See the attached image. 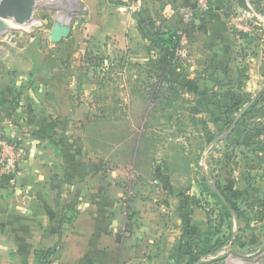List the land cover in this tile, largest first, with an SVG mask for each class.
<instances>
[{
  "label": "rangeland",
  "instance_id": "374dc122",
  "mask_svg": "<svg viewBox=\"0 0 264 264\" xmlns=\"http://www.w3.org/2000/svg\"><path fill=\"white\" fill-rule=\"evenodd\" d=\"M120 1L59 0L57 5L66 6L69 11L38 8L36 19L43 25L35 32L0 33V83L8 85L17 94L18 89L30 90L35 94L38 88L37 73L46 76L50 73L54 75L53 78L62 73L64 84L71 86L74 104L86 103L88 106L86 116L89 125L79 141L82 154L90 159L96 169L101 170L102 181L122 191L121 202L126 219L130 221H126L127 227L130 223L131 232L142 235L144 228L137 224L140 212L143 222L154 224L148 234L166 239L156 264L185 263V258L175 255L183 237L179 213L183 208L194 209L192 203L195 199L206 209H196L195 214L193 211L191 227L187 231L204 239L209 229V215L212 231L215 232L213 241L217 238L224 241L222 247L196 264H264V220L259 221L255 214L257 208H244L246 203L241 199H251L248 193L241 192L239 204L235 202L237 213H246L242 225L238 226L235 219L229 220L224 214L221 203L214 195V188L208 190L209 186L219 185L226 201H230L231 198L235 200L231 195L234 189L242 190L243 185L248 188L255 186L261 192L264 189V185L257 184L264 180V168L258 161L242 169L243 162L235 158L234 168L236 173L239 172L235 178L243 179L246 174L249 176L244 178L245 184L236 182L238 178L232 179L233 169L226 168L222 157L230 148L229 143L215 141L217 137L224 139L227 136L230 125L219 128L223 124L219 118L223 115L220 109L216 108L219 112L214 110V113L212 108L197 105V101L203 98L197 91L199 81L192 69L195 53L188 51L190 48H186V41L189 43L193 38L189 30L193 29L192 22L207 19V13L212 15L211 0L207 1L208 8L203 11L197 7L195 0H134L133 4L119 9ZM246 1L248 6L241 7L245 14L230 18L231 25L251 22L256 16L254 13L260 15L258 10L263 11L264 1L259 4V9L254 5V0ZM97 11L118 13V17H123L125 22L136 11H146L156 18L158 24L172 30H177L171 20L175 15L187 24L188 30L186 25L178 29L184 39L179 53L182 66L172 70L173 78L181 82L176 87L177 92L151 87L155 80L148 75L150 68L145 59L146 47L149 46L147 40L135 38L132 47L120 49L114 36L97 38L95 29L98 26L94 27L92 33L88 32L86 27L98 18L95 16ZM113 17L109 21L112 24L116 22ZM240 17L245 18L244 21H239ZM261 17L264 25V16ZM56 20L70 24L71 33L60 42L53 43L50 31ZM257 31L260 35L264 32V26ZM187 32L191 36L188 39ZM240 39L239 63L234 71L235 82H232L235 87L244 82V73L251 66L249 62L255 57H264L261 37L251 42L247 38ZM156 55L157 52L155 58ZM30 62L32 67L34 62L36 72L29 74ZM159 91L165 92V96ZM8 103L16 102L9 100ZM6 120L0 121L5 124ZM6 137L9 138L8 135ZM16 178L17 184L11 188L20 185L18 173ZM207 180L209 183H206ZM2 182L5 181L0 184ZM166 186L171 190L166 191ZM177 193H182V197ZM215 227L218 233L214 231Z\"/></svg>",
  "mask_w": 264,
  "mask_h": 264
},
{
  "label": "crops",
  "instance_id": "0c3cea01",
  "mask_svg": "<svg viewBox=\"0 0 264 264\" xmlns=\"http://www.w3.org/2000/svg\"><path fill=\"white\" fill-rule=\"evenodd\" d=\"M133 1L121 0L118 8H126ZM211 4L212 15L207 13V19H196L193 29H189L193 38L189 43L186 41V48L195 53L192 69L199 81L197 91L212 97L213 112L220 109L223 113L219 117L223 122L219 128H223L227 125L225 111L231 102L229 98L214 97L213 93L221 91L218 87L221 82L235 81L234 71L239 63L237 56L242 41L236 37L230 18L225 14L223 0H211ZM114 14L97 11L95 16L98 18L86 27L88 32L92 33L98 26L95 29L97 38L114 36L120 49L132 47L135 38L142 41L134 17L130 16L125 22L118 13ZM112 17L116 19L113 24L109 22ZM178 18L175 15L171 19L174 28L186 25L188 30L187 24ZM259 37L264 42V32ZM255 58L249 66L257 68L250 66L244 73L243 92L250 94L252 99L263 95L255 110V121L264 124V57ZM33 67L30 62L29 74L36 72L34 62ZM53 76L37 73L39 84L35 94L19 89L17 94L8 85L0 83V113L11 114L4 124L5 133L10 139L26 145V155L18 170L20 185L11 188L6 181L0 184V264H36L37 250L55 246L53 260L58 264H156L166 239L148 234L154 224L143 222L140 212L137 224L144 228L142 235L131 232L130 223L127 227L126 221H130L126 219L121 202L122 191L102 181L101 170L82 154L79 141L89 125L88 106L86 103L74 104L71 86L64 84L62 73ZM9 100L16 103H8ZM231 133L234 135L228 141L236 150L237 160L243 162L242 169L253 161L259 162L245 149L244 143L253 138L244 128L229 129L227 135ZM50 136L57 139L64 136L65 143L58 144ZM215 141L225 142L223 137H217ZM258 141H264V133ZM235 162L226 168L233 169L232 179L238 178L236 182L245 184L244 178L249 175L243 179L235 178L239 174L234 168ZM260 166L264 168V165ZM257 184L264 185V180ZM241 188L237 191L232 188L231 195L235 200H230L233 205L240 202L241 192L248 193L249 198L264 196V189L261 192L260 188L246 185ZM168 190L171 188L166 186ZM196 209L199 208H194V214ZM234 219L238 225V217L234 216ZM175 255L178 256L177 251Z\"/></svg>",
  "mask_w": 264,
  "mask_h": 264
},
{
  "label": "trees",
  "instance_id": "16d2710c",
  "mask_svg": "<svg viewBox=\"0 0 264 264\" xmlns=\"http://www.w3.org/2000/svg\"><path fill=\"white\" fill-rule=\"evenodd\" d=\"M261 1L264 0L253 1L256 8L259 9V4L261 3ZM223 2L225 3L226 16L232 19L236 16V14L239 13V8H246L248 6L246 0H237V4L233 0H223ZM197 12L201 14L199 10ZM258 12L260 13V15L264 16V9L263 11L262 9H259ZM204 13L207 12L205 11ZM133 17L137 22V26L142 38L149 42V46L146 47V53L148 56L147 66L150 68L148 75L149 77L152 75V78L155 80L154 85H152L151 87L154 88L157 86L160 90L165 89L166 91L173 90L174 92H177L176 87L179 84L181 85V82L173 78L172 70L174 68H179L182 66V57L179 54L183 48L182 39L184 38H182V33H180L178 29L172 30L169 27L161 26L157 23L156 18L146 11H136ZM194 24L195 21L192 22V25ZM232 28L236 37L238 38H247L250 42L253 41L254 38L259 39L257 29H260V27H256L255 31L249 32L243 29H239L238 27H236L235 24L232 23ZM190 37V33L187 32L186 38L188 39ZM156 52L157 58H155ZM232 82L235 81L225 80L221 82L218 85L221 91L213 93L214 97H224L230 99L231 104L229 107H227L225 111L227 124L230 126L232 125L234 119L239 114V112L252 99V96L250 94L243 92L244 82H240L237 87H235ZM159 92L160 94H162L163 97L165 96V92ZM199 96L203 99H199L197 101V105L211 108L212 97L209 95H203L201 93H199ZM262 96L263 95H260L255 98L254 103L242 115L235 128L239 126L243 127L246 134L249 137L253 138L252 141L244 143L245 149L248 151L249 154H252L253 156L257 157L261 165H264V141H258V138H260L264 133V124L255 121V118L257 117L255 110L256 107L261 103ZM9 117H11V114L5 115L0 113V120L2 121H5ZM233 135L234 134L231 133L230 135H227L224 138V141L228 142V147H230L224 153V156H222L224 160V165L226 167L232 164L235 161V158L237 157L235 153L236 150L231 147L232 143L228 141ZM49 138H51L52 141L57 142L61 145L64 144L66 140V137L64 136L60 137L59 139L53 138V136H50ZM206 183H209V181L207 180ZM211 188H214V195L221 203V207L225 211L224 214L227 215L229 220H232L234 219V216H237L239 220L238 226H241V222L243 220L242 218H245L246 215V213H244L245 211L237 213V205H233V203L231 202V200L229 201V199L226 201L224 192L220 189L219 185L209 186L208 190H210ZM179 194L181 198L182 193ZM188 202L189 201L187 200L186 203ZM242 202L246 203V206L244 207L245 209L254 210L255 208H257L258 211H255V214L258 215L259 221L264 220V196H255L249 200L243 199ZM237 203L239 204V202ZM192 204L194 205V207H198L203 210L206 209V207L202 205L199 200L195 199L194 203ZM193 211V207L189 209L183 208V211L179 213V217L180 219H182L183 237L179 242L177 253L178 258H185L184 264H196L200 261L201 258L207 257L209 254L214 253L216 250H218L224 245V241H222V239L220 238H217L213 241L212 236L215 234V232L212 231V221L209 219V215H207V223L209 229L208 232H206L207 235L204 239H200L195 234H192L187 231V229L191 227V215L193 214ZM221 224L224 223L221 222ZM216 228L217 227H215L214 231L216 230V233H218L219 230H217ZM56 250V246L48 249L37 250L35 252L37 259L36 264H51Z\"/></svg>",
  "mask_w": 264,
  "mask_h": 264
},
{
  "label": "water",
  "instance_id": "95a60500",
  "mask_svg": "<svg viewBox=\"0 0 264 264\" xmlns=\"http://www.w3.org/2000/svg\"><path fill=\"white\" fill-rule=\"evenodd\" d=\"M59 0H0V33L9 32L33 33L43 23L36 19L38 8L66 9L62 4L57 5ZM69 11V10H68ZM71 33V25L56 20L50 31L51 41L58 43ZM252 99L236 116L230 130L233 131L238 121L247 109L254 103Z\"/></svg>",
  "mask_w": 264,
  "mask_h": 264
},
{
  "label": "built area",
  "instance_id": "2783aa9c",
  "mask_svg": "<svg viewBox=\"0 0 264 264\" xmlns=\"http://www.w3.org/2000/svg\"><path fill=\"white\" fill-rule=\"evenodd\" d=\"M197 3V7L200 10H205L208 8V0H195ZM251 7V6H250ZM205 12V11H204ZM244 9H239V15L243 16ZM253 15V14H251ZM255 18L251 19V22H246L236 24V27L239 29H243L245 31H255L256 27L264 26L262 24V17L261 15L254 13ZM239 21L243 20L242 17L238 18ZM249 20V19H246ZM259 20V21H257ZM258 22V23H257ZM249 26H252L249 28ZM26 155V145L21 141H14L6 137L4 123L0 121V182L6 181L9 186H15L17 184L16 174L18 173L19 167L23 159ZM51 264H58L56 260H53Z\"/></svg>",
  "mask_w": 264,
  "mask_h": 264
}]
</instances>
